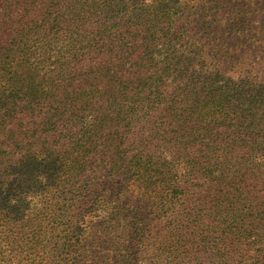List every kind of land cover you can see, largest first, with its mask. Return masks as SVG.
<instances>
[{"label": "trees", "instance_id": "16d2710c", "mask_svg": "<svg viewBox=\"0 0 264 264\" xmlns=\"http://www.w3.org/2000/svg\"><path fill=\"white\" fill-rule=\"evenodd\" d=\"M257 1L253 9L243 0H0V242L37 247L44 264H264V80L255 71L264 65V0ZM66 2L68 17H50ZM167 25L178 26L175 37ZM135 28L165 37L157 56L171 66L156 69L182 80L170 102L157 99L150 119L163 120L160 134L134 118L143 100L116 69ZM47 32L66 39L62 52L84 49L86 66L41 91L21 78V59ZM181 37L183 67L168 52ZM84 100L100 109L94 127L116 126L101 130L103 144L81 139L95 131L83 133L79 115L58 125ZM64 132L65 141L54 142ZM197 177L215 195L200 196L202 215L177 203Z\"/></svg>", "mask_w": 264, "mask_h": 264}, {"label": "rangeland", "instance_id": "374dc122", "mask_svg": "<svg viewBox=\"0 0 264 264\" xmlns=\"http://www.w3.org/2000/svg\"><path fill=\"white\" fill-rule=\"evenodd\" d=\"M143 1L147 3V1L149 0ZM243 2L248 3V7H252L253 9L258 8V6L256 5V3L258 2L257 0H243ZM70 4L71 3L66 2L64 4L55 6L50 17H57L60 15L68 17L71 10ZM160 18L161 21L162 16H160ZM164 19L165 17H163V20ZM137 21L138 20H136V24ZM167 27L169 30L167 31L168 34H172L175 37V30L178 29V26L170 27L169 25H167ZM157 28L158 25L156 26V29ZM37 29L38 27L34 26L33 29L31 28L28 35L32 38L37 37ZM182 37L174 43V46L168 49V52L174 55L175 59L178 60L183 67L182 58L184 55V40L182 39ZM24 39L25 38H23L25 46H29L30 44H32L26 42ZM130 39L134 41L133 44H130V47L125 45L118 48L123 55V62L120 66L116 67V69L121 73L122 76L125 77L126 82L129 85L128 90L131 91L130 94L135 95L136 97H139L143 100L142 109H140V113L138 114H136L137 112H135L136 116H134V118L140 121V125L151 128V134L156 131L158 132V134H160L159 131L164 128L163 120L161 118L150 119L152 116L158 115L154 114L153 111L157 108V99L160 102L161 106L165 105V102H170L173 99L171 98L172 95H176L181 92L180 83L182 82V80L180 79V76L175 77L172 74L164 78L159 75L158 70H162L166 66H171V64L169 65V62L164 63L161 57L157 56L159 50L165 48H160V46L162 45L165 46L166 42L165 37L162 34L151 36L149 32H139V28H137L136 32L130 35ZM65 43L66 39H62L61 35L59 34L52 35V32H47L46 34H44V36H41L40 41L37 42L35 46L31 47L29 50L22 52L26 55H23L21 59V61L24 62L20 70L21 78H23V80L25 81L33 80L34 82L40 83L41 91L54 90L57 85L60 86L63 84V82L61 81L63 77L71 76V74H69L70 71H73L76 68L82 66V63H84L82 69H85L87 55H81L84 52V49L78 47L73 50H69V53L62 52L60 50L61 48H64V50H66V48L68 47L63 46ZM80 59L81 62H79ZM14 60L17 61L16 58H14ZM107 60L108 59L104 57L103 62H107ZM33 62L38 63L36 69H33V67L35 66ZM112 63L117 64V62L112 60L107 64ZM246 63L249 65V67L255 66L250 61H247ZM60 66L61 68H59ZM156 67L158 70L156 69ZM227 68L228 67L224 62H222L219 66L220 71H223L228 76H231L227 71ZM257 69H259V71ZM255 71L259 73V75L257 76L264 80V65L255 66ZM118 93V90L113 91L111 98L116 99ZM152 100H154V102H152ZM94 108H96V106H89L85 100L82 103L74 104L73 108L69 112L72 113V115L68 114L61 118L58 125L63 124L69 127L70 124L67 123L69 119L75 118L77 115H79L82 119L80 124V127H82V132L85 133L92 130L95 131V135L90 137L84 135L81 139L84 138L88 141H93L95 143L100 142L101 144H103L107 139V135H100L101 130L106 129L107 131H110L113 130V128H116V126L114 127L113 123L109 122L108 124H103L101 129H97L96 127H94V124L97 122L96 118L97 116H99L97 112L100 111V109L94 111ZM65 133L66 132L62 133L59 138H56L55 135L51 133L54 135V142L63 143L66 139V137H64ZM76 138L79 139L80 137L78 136ZM132 138L135 139V136L133 135ZM154 138L160 140L161 137L155 136ZM64 150L65 148L61 149L60 153H69L68 150H65L66 152H64ZM160 151H163V149L159 148L157 154H159ZM163 156H165V154ZM169 156L170 154H167V157L165 158L169 159ZM157 168L161 169L160 166H158ZM32 181L33 180L28 178L27 184H30ZM120 182L121 181L119 180L117 183L121 185ZM193 184L195 185L193 186V188H191L190 194L186 196L188 199L185 201H178L177 203L181 204L182 206L200 210L201 212L199 213V215H202L204 214V212H202L203 206H199V203L201 201L200 196L208 198V194L214 197L215 195L214 192L206 188L208 182L205 179L203 181L202 179H198L197 177L194 179ZM178 198L179 194L176 195L172 200H176ZM79 202L80 201H75L74 203H71V201H67V204L78 205ZM29 203L31 209L34 205L37 206L35 210L39 209V203L37 199L31 200L29 201ZM32 247L33 246H23L22 244L16 243L8 245L5 242H0V264H44L45 260L40 256L38 248L36 247L34 250ZM104 247L107 250L110 249L109 246ZM143 262L144 264H147L145 261Z\"/></svg>", "mask_w": 264, "mask_h": 264}]
</instances>
